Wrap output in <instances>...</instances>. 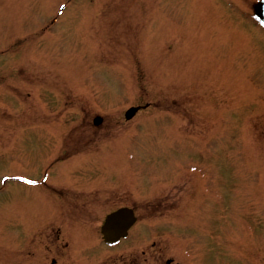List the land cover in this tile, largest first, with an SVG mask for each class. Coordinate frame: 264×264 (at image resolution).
Wrapping results in <instances>:
<instances>
[{
	"label": "rangeland",
	"instance_id": "1",
	"mask_svg": "<svg viewBox=\"0 0 264 264\" xmlns=\"http://www.w3.org/2000/svg\"><path fill=\"white\" fill-rule=\"evenodd\" d=\"M114 1L0 0V264H264V27L255 0L119 2L110 11L138 33L151 69L137 83L119 69L130 66L122 40L106 60L84 58L96 47L84 34L113 36L96 28L87 4ZM136 105L148 107L126 122ZM97 115L104 121L93 127ZM183 134L195 139L170 141ZM83 146L96 153L71 162ZM75 178L95 190L84 203L72 195L81 189L63 190ZM111 188L113 205L103 197ZM119 206L135 207L139 222L106 246L101 226Z\"/></svg>",
	"mask_w": 264,
	"mask_h": 264
},
{
	"label": "water",
	"instance_id": "2",
	"mask_svg": "<svg viewBox=\"0 0 264 264\" xmlns=\"http://www.w3.org/2000/svg\"><path fill=\"white\" fill-rule=\"evenodd\" d=\"M255 10L257 15L264 21V0L256 5ZM131 221V215L126 210H121L111 215L107 220L104 230L106 239L109 241L118 240L121 236H124Z\"/></svg>",
	"mask_w": 264,
	"mask_h": 264
}]
</instances>
